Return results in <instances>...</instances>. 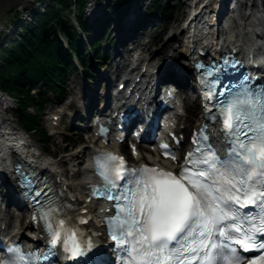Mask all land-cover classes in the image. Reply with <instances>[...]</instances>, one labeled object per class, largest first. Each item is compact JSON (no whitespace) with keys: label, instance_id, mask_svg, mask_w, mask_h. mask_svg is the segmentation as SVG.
<instances>
[{"label":"snow or ice","instance_id":"snow-or-ice-1","mask_svg":"<svg viewBox=\"0 0 264 264\" xmlns=\"http://www.w3.org/2000/svg\"><path fill=\"white\" fill-rule=\"evenodd\" d=\"M199 67L208 118L227 143L223 153L206 125L193 133L178 172L96 153L102 183L90 185L88 199L103 197L115 209L104 217L113 242L106 247L87 227L90 216L79 214L87 207L33 176L34 219L42 224L46 250L25 251L16 243L0 264H55L61 250L77 264H264V87L255 89L248 77L224 84L223 67ZM162 147L177 159L170 146Z\"/></svg>","mask_w":264,"mask_h":264},{"label":"bare ground","instance_id":"bare-ground-1","mask_svg":"<svg viewBox=\"0 0 264 264\" xmlns=\"http://www.w3.org/2000/svg\"><path fill=\"white\" fill-rule=\"evenodd\" d=\"M26 1V0H25ZM197 2V0H196ZM26 2H22L19 4V6H23ZM259 6V5H258ZM259 8V7H258ZM198 8H196L197 10ZM207 12V10H206ZM213 12L212 4L209 5V13ZM208 15V14H206ZM206 18L204 15H201V11L197 12L196 17L192 18L189 22V29L191 30L194 27V35L195 40H199L202 38V31L200 29V25L202 22H205ZM231 22H227L225 24L224 30L221 32L220 37L222 38L223 42L220 43V47L230 46V47H236L242 54L246 56V58L252 63V59L256 57L260 51L263 48L262 41H259V37L263 38L264 31L261 27H259V19L257 15H254L250 18V22L248 25L245 23V18H235L230 20ZM172 30L175 31L176 27L175 25L171 26ZM180 32L177 31L173 34V38H178L179 35H184L185 30L181 29V27H177ZM215 29H211V33H214ZM178 33V34H177ZM171 38V37H170ZM170 41V40H169ZM169 41L165 43V45L169 44ZM225 44V45H224ZM164 45V46H165ZM184 53H188V51H185ZM181 72L185 73L187 70L180 69ZM115 75H107V77L110 79V81H113ZM139 76V75H137ZM97 80V79H96ZM91 85L87 86L85 89V93L89 91V87ZM92 92V91H91ZM93 93V92H92ZM84 113H87L83 110ZM60 113V112H59ZM58 114V112H56ZM60 115V114H59ZM195 115V114H193ZM89 116V114H86V117ZM82 117L84 115L82 114ZM197 116H190L189 118L185 119L182 123L186 124V126L191 128L193 125H190L192 122L197 121ZM53 124V120L49 122V127L55 133H58L56 130V127H53L51 125ZM7 127H1L0 125V133L1 134H7L8 131L6 129ZM15 134L20 135L18 131L15 132ZM9 141H1L0 142V170L2 172L5 171V173H9L10 167L9 163L6 161L8 159V154L5 151L6 147L8 146ZM78 148V147H77ZM73 149L70 153H68L66 156H63L62 158H52V157H46V156H40L39 159H37L38 164L45 169H48L51 172H54L55 175L53 176L55 182L58 178V184L62 188H64V185H62V181L67 179L68 180V188H65V194L68 192L69 197L73 200L76 199V202L79 204L82 201H85V194H86V187L88 183L91 180V173L86 165L84 158V154L87 153L90 149L89 146H85L81 148L80 150ZM62 151L65 150V147H61ZM37 151H40V149H35ZM83 154V155H82ZM148 160H152L151 157L148 156ZM72 202L71 200H69ZM1 202V200H0ZM75 203V202H74ZM91 208H93L94 212V220L91 222L90 226L93 229H97V225L95 222H97L98 216L97 211L100 209L99 204H92L88 203ZM22 218V213L19 212V206L17 209L10 210L9 213H0V226H7L10 228H17L19 225V219ZM31 229V225H25V232H29ZM33 237V235H31Z\"/></svg>","mask_w":264,"mask_h":264},{"label":"trees","instance_id":"trees-1","mask_svg":"<svg viewBox=\"0 0 264 264\" xmlns=\"http://www.w3.org/2000/svg\"><path fill=\"white\" fill-rule=\"evenodd\" d=\"M52 2L46 14H37L39 28L25 29V35L5 51V64H0V87L9 92L18 91L27 96L26 100H20L19 113L29 128L37 127V125L36 118L24 112L25 106L22 103L30 100L31 97L24 84L41 79L47 84H63V70H68V66L62 58L70 59L71 57L62 49L57 32L64 33L75 50V31L68 17L64 15L65 10L70 9L72 1L52 0ZM83 2L84 0H77V5L82 8ZM58 54H62V57L59 58ZM57 67L60 69L57 70ZM10 72L13 75L7 76L6 74ZM53 86L55 89L58 88L56 84ZM40 99L42 100V97ZM32 102L35 103L36 100L33 98Z\"/></svg>","mask_w":264,"mask_h":264},{"label":"rangeland","instance_id":"rangeland-1","mask_svg":"<svg viewBox=\"0 0 264 264\" xmlns=\"http://www.w3.org/2000/svg\"><path fill=\"white\" fill-rule=\"evenodd\" d=\"M91 1H94V0H91ZM108 1L111 4L113 2L112 0H104L102 2L103 6H105V4ZM145 1H147V0H145ZM165 3H166V0L165 1L161 0V3L159 4V7H160V5L164 6ZM177 3H178V0H169L168 3H167V6H166L167 7L166 12H170L172 14V16H171L172 20H167V22L163 24V27L160 28L159 31L155 32L154 34H149L148 33L150 41L156 42V40L158 38L161 40L160 43L155 48H152V50L159 52V55H155V60L157 62H160V58H163V60L172 63V62L175 61V59H173V58H176V56L177 57L180 56V52H179L180 50H179V47H177L180 44V42L178 43V42H175V41H171L167 45L164 44L165 46L162 45V43L166 40V39H163V38L167 34V32L171 30V26L175 25L176 26L175 30H177V27L180 25V23H178V22H179V19H181L182 15H183V10L184 9L182 7L178 8L177 7ZM30 5H31V3L29 1L24 4V6H30ZM115 6L117 7V3H115ZM102 8L103 9H101L99 11L100 15H101V12H103V13L105 12L104 7H102ZM113 12H114V8L110 7V13H113ZM83 17L86 18L85 16H83ZM7 23H8V20H5V21H3L2 24H4V26H7L8 25ZM173 33L171 32L172 36H173ZM113 35H114V33H113ZM113 35H112V37H113ZM164 43H166V42H164ZM103 45L106 46V43H104ZM161 46H163V49H161ZM176 49H178V50L176 51ZM78 82H81L80 77L76 74L75 71L71 72L67 76L66 87H65V96L69 95L70 93L74 94V93L79 91V85L77 84ZM48 96H50V98H51L50 99L51 102H50L49 107L52 108V106L56 103L55 102L56 100L53 99V95L51 94V92L48 93ZM10 116L13 117L12 114ZM15 118H16V116H15ZM68 120H69L68 115H66L65 118H63L61 126L63 128L67 127L69 129H72L71 127L67 126V124H66L68 122ZM40 123L44 127H47V123L46 122L41 121ZM78 136L79 135H76V134L71 135V137L69 138V141L71 143H73V144H77L78 143V138H80ZM39 137L40 136L38 134H34V140L40 139ZM81 142H82V144L86 145L87 144L86 138L82 137ZM61 146H65L67 148V150L65 152H68V151L71 150L70 144L66 143V142L62 143L61 139L59 138V136H57V137L55 136L54 138L52 136H49V143L46 144V145H41V148L49 150L51 153L54 152V151H56L58 153V150H60ZM58 155L60 156V158L63 157L62 153H59Z\"/></svg>","mask_w":264,"mask_h":264},{"label":"water","instance_id":"water-1","mask_svg":"<svg viewBox=\"0 0 264 264\" xmlns=\"http://www.w3.org/2000/svg\"><path fill=\"white\" fill-rule=\"evenodd\" d=\"M23 0H0V17L3 16L12 6L21 3Z\"/></svg>","mask_w":264,"mask_h":264}]
</instances>
